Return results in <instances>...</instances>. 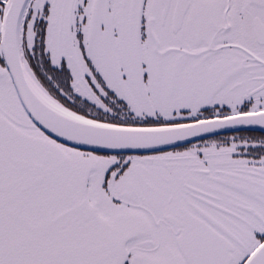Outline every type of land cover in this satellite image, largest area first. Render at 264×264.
I'll return each instance as SVG.
<instances>
[{"label":"snow or ice","instance_id":"snow-or-ice-1","mask_svg":"<svg viewBox=\"0 0 264 264\" xmlns=\"http://www.w3.org/2000/svg\"><path fill=\"white\" fill-rule=\"evenodd\" d=\"M0 264H264V0H0Z\"/></svg>","mask_w":264,"mask_h":264}]
</instances>
